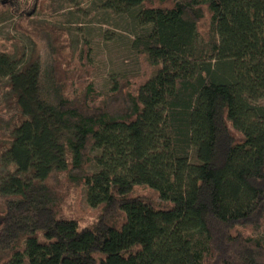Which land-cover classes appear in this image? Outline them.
<instances>
[{
  "label": "trees",
  "instance_id": "16d2710c",
  "mask_svg": "<svg viewBox=\"0 0 264 264\" xmlns=\"http://www.w3.org/2000/svg\"><path fill=\"white\" fill-rule=\"evenodd\" d=\"M82 1L140 71L101 91L87 47L0 49V264H264V0ZM39 2L0 22L36 38Z\"/></svg>",
  "mask_w": 264,
  "mask_h": 264
},
{
  "label": "rangeland",
  "instance_id": "374dc122",
  "mask_svg": "<svg viewBox=\"0 0 264 264\" xmlns=\"http://www.w3.org/2000/svg\"><path fill=\"white\" fill-rule=\"evenodd\" d=\"M91 6L82 0H40L32 22L38 33L37 37L20 33L14 20L2 21L0 49L16 51L24 48L28 53L36 41V48L44 53L45 40L38 39L41 35H47L57 48H69L73 59L79 58L83 48L87 47V61L93 66V83L99 90L107 91L111 87L113 76L136 75L140 71V63L129 47L127 38L130 34L126 29L128 20L100 9L93 16L89 12L92 10ZM3 90L5 88L0 87V98L5 92ZM11 113H17L13 104L1 114L7 118ZM7 132L8 129L0 132V151L8 138ZM1 202L0 196V204ZM80 206L84 213L92 212L83 199Z\"/></svg>",
  "mask_w": 264,
  "mask_h": 264
}]
</instances>
